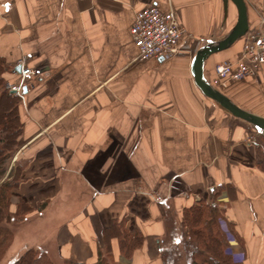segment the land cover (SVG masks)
Masks as SVG:
<instances>
[{
    "label": "crops",
    "instance_id": "1",
    "mask_svg": "<svg viewBox=\"0 0 264 264\" xmlns=\"http://www.w3.org/2000/svg\"><path fill=\"white\" fill-rule=\"evenodd\" d=\"M245 1L249 30H258L264 0ZM153 5L173 7L184 48L226 27L221 0H0L3 77L17 83L21 60L36 70L22 91L23 132L11 162L23 167L18 190L38 191L21 221L29 227L22 246L100 264L104 229L123 220L143 243L125 257L113 235V263L163 264L161 243L172 246L187 231L183 210L203 203L221 209L237 233L229 237L233 259L264 264V171L252 130L200 93L187 53L138 59L130 28L137 10ZM235 12L230 2L227 18ZM235 43L206 60V76L238 56L243 39ZM224 89L264 116V67Z\"/></svg>",
    "mask_w": 264,
    "mask_h": 264
},
{
    "label": "trees",
    "instance_id": "2",
    "mask_svg": "<svg viewBox=\"0 0 264 264\" xmlns=\"http://www.w3.org/2000/svg\"><path fill=\"white\" fill-rule=\"evenodd\" d=\"M8 69L4 58L0 57V259L11 246L14 232L11 224L19 223L26 218L32 206L22 197L17 196L14 209L12 197L14 192L25 180L23 167L12 159L18 150L19 137L23 132V122L19 113L21 96L10 91L3 77ZM255 165L264 171V148L255 147ZM223 221V211L217 206H205L203 203L193 204L182 213L181 230L178 236L173 235L172 247H162L160 254L163 264H175L178 257L184 256L186 264H242L236 262L229 253L228 234L238 239V235L229 222L226 228H221L216 219ZM121 222H114L111 227L104 229L105 255L100 256V264H114L110 253V237L119 240L120 252L129 257L143 243V235L137 229L129 231L123 228ZM107 232V233H106ZM177 235V234H176ZM113 236V237H114ZM178 253V254H177ZM174 254L176 257H174ZM10 264H54L48 254L36 247L26 248L15 257ZM60 264H82L76 260L64 258Z\"/></svg>",
    "mask_w": 264,
    "mask_h": 264
},
{
    "label": "built area",
    "instance_id": "3",
    "mask_svg": "<svg viewBox=\"0 0 264 264\" xmlns=\"http://www.w3.org/2000/svg\"><path fill=\"white\" fill-rule=\"evenodd\" d=\"M130 34L140 60L151 57L171 60L182 53L192 57L197 49L182 47L185 28L172 6L167 10L155 5L137 10ZM242 39L243 46L238 56L234 60L216 62L210 76H207L215 87L254 77L264 67V20L258 30H248ZM20 66V80L14 84L8 83L7 87L22 96L23 87L33 79L36 70L23 60Z\"/></svg>",
    "mask_w": 264,
    "mask_h": 264
},
{
    "label": "water",
    "instance_id": "4",
    "mask_svg": "<svg viewBox=\"0 0 264 264\" xmlns=\"http://www.w3.org/2000/svg\"><path fill=\"white\" fill-rule=\"evenodd\" d=\"M223 8L222 24L228 16V6L231 2L236 8V21L225 33L207 40L199 46L190 61V74L200 93L213 101L219 108L231 116L244 121L258 133L264 134V116L252 113L237 105L231 98L215 87L205 74V62L215 53L231 47L249 30L248 11L245 0H221ZM162 59V58H161ZM20 71V66L16 69ZM25 87V86H24ZM23 87V89H25Z\"/></svg>",
    "mask_w": 264,
    "mask_h": 264
},
{
    "label": "rangeland",
    "instance_id": "5",
    "mask_svg": "<svg viewBox=\"0 0 264 264\" xmlns=\"http://www.w3.org/2000/svg\"><path fill=\"white\" fill-rule=\"evenodd\" d=\"M236 21V12L234 14V17L232 18H227V23H226V27H224L222 29V34L225 33L227 30H229L235 23ZM236 44V43H235ZM218 89H224V86H220L218 87ZM208 101L212 102V104H215L213 101L207 99ZM216 105V104H215ZM244 122V121H242ZM245 123V122H244ZM247 124V123H246ZM248 127L252 130L251 136L253 138V142L255 144V147L262 145L264 148V134L258 133L254 128H252L249 124H247ZM24 193H22L21 191L17 190L14 192V196L12 197V200H15V197L20 196L22 197L24 200H26L29 204L32 203L33 201V197L34 195H32L31 193H35L37 194L38 191L34 190L33 185L31 186H26L23 188ZM218 218V217H217ZM217 223L219 224V226L222 228H226L227 226L223 223V220H221L220 218L216 219ZM27 223H23V222H19V223H13L11 224V228L14 232V236L16 237L15 239L18 240L17 244L13 246V249H11L10 251L7 249V251L4 253V255L1 257L0 259V264H10L12 262V260L17 257L19 254L23 253V251L26 249L25 247L22 246L23 244V240L22 238H24V240H26V232L29 229V227L26 225ZM227 231H229L227 229ZM232 237L230 234H228V238ZM28 239V237H27ZM162 247H169L166 246L165 242L161 243ZM172 247V246H170ZM41 249V248H40ZM48 254V256L52 259L54 264H60V260L59 257L56 254V251L50 250L49 253L46 252ZM178 254V253H177ZM174 257H176V255L174 254ZM179 259L176 261L175 264H186V262L184 261V256H182V258L179 256Z\"/></svg>",
    "mask_w": 264,
    "mask_h": 264
}]
</instances>
